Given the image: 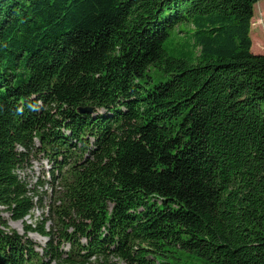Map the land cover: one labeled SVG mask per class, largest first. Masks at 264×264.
Returning <instances> with one entry per match:
<instances>
[{
	"label": "trees",
	"instance_id": "16d2710c",
	"mask_svg": "<svg viewBox=\"0 0 264 264\" xmlns=\"http://www.w3.org/2000/svg\"><path fill=\"white\" fill-rule=\"evenodd\" d=\"M257 1L0 0V264H264Z\"/></svg>",
	"mask_w": 264,
	"mask_h": 264
},
{
	"label": "rangeland",
	"instance_id": "374dc122",
	"mask_svg": "<svg viewBox=\"0 0 264 264\" xmlns=\"http://www.w3.org/2000/svg\"><path fill=\"white\" fill-rule=\"evenodd\" d=\"M251 39L252 49L254 52L264 53V0H259L254 4L253 17L251 20ZM92 141V140H91ZM54 164L43 154H37L30 157L27 165L18 171L19 176L24 179L29 188V192L37 201L31 216L25 217L24 221H12L7 212L0 207V217L5 219L10 228L15 229L19 233H24L23 225L33 223L44 216H52L49 213L51 210L49 204L53 198V186L51 182V171L54 169ZM51 221H47L46 227L51 225ZM27 236L36 244V248L41 251L47 238L35 232H29ZM178 258L174 260V264H210L199 258H193L183 252L177 254Z\"/></svg>",
	"mask_w": 264,
	"mask_h": 264
},
{
	"label": "water",
	"instance_id": "95a60500",
	"mask_svg": "<svg viewBox=\"0 0 264 264\" xmlns=\"http://www.w3.org/2000/svg\"><path fill=\"white\" fill-rule=\"evenodd\" d=\"M92 107H84V108H78V112H86V113H91Z\"/></svg>",
	"mask_w": 264,
	"mask_h": 264
}]
</instances>
